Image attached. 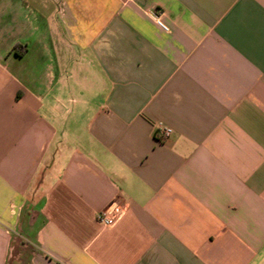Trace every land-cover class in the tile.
<instances>
[{
    "label": "crops",
    "instance_id": "0c3cea01",
    "mask_svg": "<svg viewBox=\"0 0 264 264\" xmlns=\"http://www.w3.org/2000/svg\"><path fill=\"white\" fill-rule=\"evenodd\" d=\"M0 264H264V0H0Z\"/></svg>",
    "mask_w": 264,
    "mask_h": 264
},
{
    "label": "built area",
    "instance_id": "2783aa9c",
    "mask_svg": "<svg viewBox=\"0 0 264 264\" xmlns=\"http://www.w3.org/2000/svg\"><path fill=\"white\" fill-rule=\"evenodd\" d=\"M149 16L156 22L157 25L160 26V28L164 32L170 31L169 26L163 21V13H161L159 11H153V12L149 13ZM172 132H173V130L171 128L166 127L160 123L156 126L155 136L160 141H165L172 135ZM118 213H120V212L118 211L117 206H114V205L109 206L108 208L102 210L97 215V222L103 228H110L115 223V219H116Z\"/></svg>",
    "mask_w": 264,
    "mask_h": 264
},
{
    "label": "trees",
    "instance_id": "16d2710c",
    "mask_svg": "<svg viewBox=\"0 0 264 264\" xmlns=\"http://www.w3.org/2000/svg\"><path fill=\"white\" fill-rule=\"evenodd\" d=\"M18 48V47H17ZM17 48H15V49H17Z\"/></svg>",
    "mask_w": 264,
    "mask_h": 264
}]
</instances>
